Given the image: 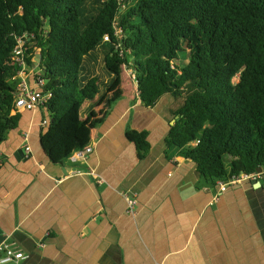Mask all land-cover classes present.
<instances>
[{"label": "crops", "instance_id": "obj_1", "mask_svg": "<svg viewBox=\"0 0 264 264\" xmlns=\"http://www.w3.org/2000/svg\"><path fill=\"white\" fill-rule=\"evenodd\" d=\"M102 58L92 52L84 65L99 78L80 111L90 153L52 162L42 106L17 109L18 127L0 143V238L25 253L20 264H264V186L207 183L166 141L182 101L166 93L143 106L131 70L107 73ZM34 68L23 66L31 87ZM131 130L147 131L145 151Z\"/></svg>", "mask_w": 264, "mask_h": 264}, {"label": "trees", "instance_id": "obj_2", "mask_svg": "<svg viewBox=\"0 0 264 264\" xmlns=\"http://www.w3.org/2000/svg\"><path fill=\"white\" fill-rule=\"evenodd\" d=\"M18 38L30 68L41 54L34 71L49 118L40 145L52 162L89 145L80 111L99 78L84 65L102 49L107 73L131 70L143 106L183 98L166 141L207 183L264 169V0H0V143L20 119ZM127 137L149 147L145 130Z\"/></svg>", "mask_w": 264, "mask_h": 264}, {"label": "built area", "instance_id": "obj_3", "mask_svg": "<svg viewBox=\"0 0 264 264\" xmlns=\"http://www.w3.org/2000/svg\"><path fill=\"white\" fill-rule=\"evenodd\" d=\"M104 40L108 39V35H105ZM24 46L23 40L21 38L17 39V44L14 46L13 54L14 59L19 62L21 65V69L17 72V86H16V97H15V108L17 109H27L31 110L38 106H43L49 97L48 93L42 91L40 86L44 84V80L42 78H35V87H31L27 82V75L23 70V66L26 64L24 62ZM44 124L47 123V120L43 121ZM198 140L194 141L193 144H196ZM26 150H29V146H25ZM92 147L90 145L86 146L81 150H77L73 152L70 157L74 160L78 158H83L87 153H90ZM264 175V169L261 172H251V173H241L239 175H235L230 177L226 181L219 180L217 182L220 191H224L227 189L228 185L238 184L243 181L249 180H257ZM122 195L127 203L128 212L134 213V208L137 204L135 194L130 193L128 191L122 192ZM43 246V243L41 242ZM25 258V253L21 250L15 249L5 240L0 241V264H20V262Z\"/></svg>", "mask_w": 264, "mask_h": 264}, {"label": "water", "instance_id": "obj_4", "mask_svg": "<svg viewBox=\"0 0 264 264\" xmlns=\"http://www.w3.org/2000/svg\"><path fill=\"white\" fill-rule=\"evenodd\" d=\"M40 60H41V54L40 53H36L35 56H34V62H33V67H36L39 65L40 63ZM257 172H261L262 171V168L261 167H258L256 169ZM254 182H257L259 185H263L264 186V175L259 178L258 180H254ZM1 235V234H0ZM1 237V236H0ZM0 241H2V239L0 238Z\"/></svg>", "mask_w": 264, "mask_h": 264}, {"label": "rangeland", "instance_id": "obj_5", "mask_svg": "<svg viewBox=\"0 0 264 264\" xmlns=\"http://www.w3.org/2000/svg\"><path fill=\"white\" fill-rule=\"evenodd\" d=\"M93 53H95L96 54V56H97V59L101 56V53H100V51H96V52H93ZM183 54H181V53H179L178 54V59L176 60V62L179 64V65H182L183 64ZM97 62V61H96ZM101 62H102V60H101ZM125 71L126 72H128L129 73V70L127 69H125ZM130 76H131V74H129ZM33 78H35V76H33ZM179 100H183V98L182 97H177ZM179 100H177L176 99V101H175V104L177 105V103H179ZM174 103V102H173ZM181 104V103H180Z\"/></svg>", "mask_w": 264, "mask_h": 264}]
</instances>
